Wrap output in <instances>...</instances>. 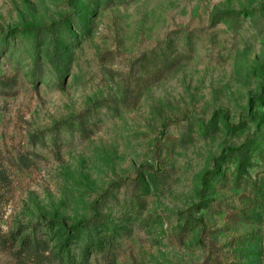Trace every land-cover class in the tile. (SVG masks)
Listing matches in <instances>:
<instances>
[{
	"label": "rangeland",
	"instance_id": "374dc122",
	"mask_svg": "<svg viewBox=\"0 0 264 264\" xmlns=\"http://www.w3.org/2000/svg\"><path fill=\"white\" fill-rule=\"evenodd\" d=\"M0 83V264H264V0H0Z\"/></svg>",
	"mask_w": 264,
	"mask_h": 264
},
{
	"label": "trees",
	"instance_id": "16d2710c",
	"mask_svg": "<svg viewBox=\"0 0 264 264\" xmlns=\"http://www.w3.org/2000/svg\"><path fill=\"white\" fill-rule=\"evenodd\" d=\"M74 26V25H73ZM36 32H33V50H34V55L37 57L39 54L38 48L40 45V36L38 34V32L35 34ZM53 33V32H52ZM56 46L54 45V50L53 52H56ZM162 55V54H160ZM53 57H49V61L52 65H54L57 68V61L56 58L54 56H56V54L52 55ZM151 64H155L156 62H158V65L160 66L162 64V62H166V57L165 55L159 60V59H155L150 61ZM1 84V83H0ZM240 150H237V152H239ZM149 179H153V177L151 176ZM105 222L103 221V218H99V216H93L88 220H84L81 221L69 228L65 229V233L67 236V241L71 242L73 241L74 243H78V242H83L82 245V252H85V248L88 247H95L98 246L99 249H102L103 246L105 244H109V239H106V235H104L103 238L99 237V229L103 228L101 227V224ZM25 245V244H24ZM71 244L67 243V247H69Z\"/></svg>",
	"mask_w": 264,
	"mask_h": 264
}]
</instances>
